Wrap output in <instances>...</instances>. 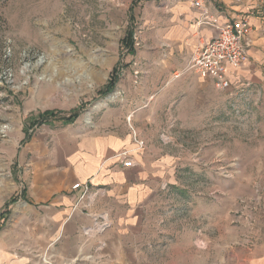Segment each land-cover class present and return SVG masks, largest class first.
<instances>
[{
  "label": "rangeland",
  "instance_id": "374dc122",
  "mask_svg": "<svg viewBox=\"0 0 264 264\" xmlns=\"http://www.w3.org/2000/svg\"><path fill=\"white\" fill-rule=\"evenodd\" d=\"M132 1L0 0V177H15L17 146L43 124H88L98 108H146L145 146L166 157L153 166L165 174L150 229L160 257L179 264L210 253L214 264H247L264 249V98L246 106L183 94L175 116L173 97L159 99L170 85L158 78L130 83L129 101L118 85L99 94L114 67L121 80L128 61L149 70L144 61L154 54L137 45L141 19H128ZM128 28L137 38L134 58L120 47ZM12 197L0 202V215Z\"/></svg>",
  "mask_w": 264,
  "mask_h": 264
},
{
  "label": "crops",
  "instance_id": "0c3cea01",
  "mask_svg": "<svg viewBox=\"0 0 264 264\" xmlns=\"http://www.w3.org/2000/svg\"><path fill=\"white\" fill-rule=\"evenodd\" d=\"M195 1L200 0L132 1L127 15L128 19H141L137 23L140 42L134 41L133 33L134 50L125 52L136 57L137 44L143 53L154 55L144 61L147 71L141 60L126 63L127 75L123 80L118 77L119 87L115 85L126 101L130 83L139 84L143 75L169 83L159 99L173 97L169 112L175 116L183 94H218L227 101L249 103L264 98V0H201L206 14L194 6ZM136 7L139 16L134 13ZM237 17L249 21L247 55L239 68L227 69V91H217L211 79L193 72L174 78L195 48L215 35L217 26ZM240 90L246 99L235 95ZM148 113L150 110L139 107L98 108L88 124H43L17 146V174L0 177L1 204L17 196L7 213L0 215L4 222L0 264H166L160 257L163 251L150 240V229L157 223L156 205L166 195L165 174L153 166L165 164L166 157L150 153L145 146ZM133 132L143 141L142 148L135 144ZM122 153L133 167H122L127 160L119 157ZM85 182L90 193L98 191L97 197L81 200L83 188L72 189ZM95 221L105 223L104 230L85 235L83 229ZM256 251L247 257V264H264V249ZM203 256L201 260L198 255L182 258L179 264H214L210 253ZM224 263V259L218 260V264Z\"/></svg>",
  "mask_w": 264,
  "mask_h": 264
},
{
  "label": "built area",
  "instance_id": "2783aa9c",
  "mask_svg": "<svg viewBox=\"0 0 264 264\" xmlns=\"http://www.w3.org/2000/svg\"><path fill=\"white\" fill-rule=\"evenodd\" d=\"M193 4L197 9L201 10L203 14L207 13L203 1H195ZM249 29L248 19L240 17L226 21L222 25L217 26L215 35L202 46L195 48L183 70L175 73L174 78H178L185 72H193L202 79H211L217 91H227L230 88L227 69L231 68L235 70L246 60L245 38ZM235 95L241 99H246L244 90H240ZM133 139L138 148L144 146L143 141L138 140L134 136V132ZM119 157L127 159L122 162V167H133V162L126 157V153L119 154ZM80 187L83 188L81 200L84 198H95L99 195L98 191L90 193L88 182L83 184L76 183L72 186V189L76 190ZM105 226V223L101 222L98 225L97 221H95L93 226L83 229V232L87 236L94 233H101ZM198 246L199 245H197V247Z\"/></svg>",
  "mask_w": 264,
  "mask_h": 264
},
{
  "label": "trees",
  "instance_id": "16d2710c",
  "mask_svg": "<svg viewBox=\"0 0 264 264\" xmlns=\"http://www.w3.org/2000/svg\"><path fill=\"white\" fill-rule=\"evenodd\" d=\"M129 20H132L131 18H129ZM133 29L132 28H128L126 34L123 36V38L120 40V47L127 50L128 52H132L134 49H133V44H134V41H133ZM115 70H116V67L113 68V70L111 71L110 75H109V80L108 82L105 84V86L103 87V89H100L98 92L99 94H102V95H107L109 94L110 92L113 91L117 81H118V76H116V73H115ZM78 112L77 111H74L73 112V115L77 116ZM16 201V198L15 197H12L10 199V203L11 202H15Z\"/></svg>",
  "mask_w": 264,
  "mask_h": 264
}]
</instances>
